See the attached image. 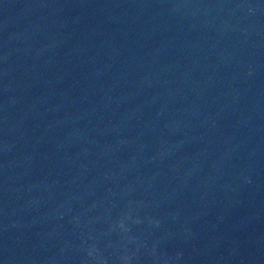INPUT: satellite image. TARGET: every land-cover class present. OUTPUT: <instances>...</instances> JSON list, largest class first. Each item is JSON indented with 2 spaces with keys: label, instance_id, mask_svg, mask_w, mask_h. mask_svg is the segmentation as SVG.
<instances>
[{
  "label": "water",
  "instance_id": "95a60500",
  "mask_svg": "<svg viewBox=\"0 0 264 264\" xmlns=\"http://www.w3.org/2000/svg\"><path fill=\"white\" fill-rule=\"evenodd\" d=\"M0 264H264V0H0Z\"/></svg>",
  "mask_w": 264,
  "mask_h": 264
}]
</instances>
